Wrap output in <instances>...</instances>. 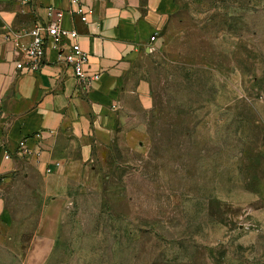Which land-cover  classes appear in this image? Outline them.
Returning <instances> with one entry per match:
<instances>
[{
    "label": "rangeland",
    "instance_id": "obj_1",
    "mask_svg": "<svg viewBox=\"0 0 264 264\" xmlns=\"http://www.w3.org/2000/svg\"><path fill=\"white\" fill-rule=\"evenodd\" d=\"M176 1L129 62L144 98L79 177L14 182L40 264H264V0Z\"/></svg>",
    "mask_w": 264,
    "mask_h": 264
},
{
    "label": "crops",
    "instance_id": "obj_2",
    "mask_svg": "<svg viewBox=\"0 0 264 264\" xmlns=\"http://www.w3.org/2000/svg\"><path fill=\"white\" fill-rule=\"evenodd\" d=\"M84 3L92 8L86 23L67 12L69 0H0V264H40L44 258L41 241L30 239L25 249L8 225L10 199L18 194L14 182L32 179L28 171L39 170L58 190L79 177L75 167L90 161L131 114L137 99L144 98L143 82L129 84L130 59L142 46L145 51L178 11L176 0ZM45 6L61 10L59 26L77 32L86 56L83 69L98 76L88 85L56 59L49 40L36 71L15 68L21 54L5 36L45 21ZM21 139L23 148L17 145ZM41 191L48 197L54 188ZM29 194L39 196L40 189Z\"/></svg>",
    "mask_w": 264,
    "mask_h": 264
},
{
    "label": "built area",
    "instance_id": "obj_3",
    "mask_svg": "<svg viewBox=\"0 0 264 264\" xmlns=\"http://www.w3.org/2000/svg\"><path fill=\"white\" fill-rule=\"evenodd\" d=\"M43 12L45 21L36 22L27 28L11 30L5 36V39L11 43L13 50L21 54V59L14 63L15 68L27 72L36 71L44 54L45 40H49L50 47L56 52V59L70 68L77 80L88 85L91 80L98 76L97 74L87 75L83 69L86 56L78 46L77 32L72 28L59 26L61 10H54L45 6ZM67 12L76 16L80 22L86 23L92 13V8L84 3V0H69ZM21 38H25L26 41L21 42ZM153 39V35L149 37L150 41ZM17 145L23 148L24 140H19ZM4 158H8L7 154L4 155Z\"/></svg>",
    "mask_w": 264,
    "mask_h": 264
}]
</instances>
